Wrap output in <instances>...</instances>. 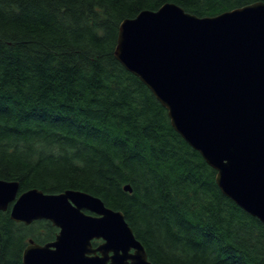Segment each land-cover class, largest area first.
Wrapping results in <instances>:
<instances>
[{
    "label": "trees",
    "instance_id": "trees-1",
    "mask_svg": "<svg viewBox=\"0 0 264 264\" xmlns=\"http://www.w3.org/2000/svg\"><path fill=\"white\" fill-rule=\"evenodd\" d=\"M255 2L264 0H0V179L20 194L100 198L124 213L153 264H264V224L222 193L115 57L121 23L142 11L173 3L204 18ZM58 233L0 211V264H23L30 241Z\"/></svg>",
    "mask_w": 264,
    "mask_h": 264
},
{
    "label": "water",
    "instance_id": "water-1",
    "mask_svg": "<svg viewBox=\"0 0 264 264\" xmlns=\"http://www.w3.org/2000/svg\"><path fill=\"white\" fill-rule=\"evenodd\" d=\"M115 57L216 171L222 193L264 224V2L204 18L173 3L142 11L121 23ZM9 209L16 223L59 230L51 243L30 241L23 264H153L124 213L86 192L20 194L0 179V211Z\"/></svg>",
    "mask_w": 264,
    "mask_h": 264
}]
</instances>
